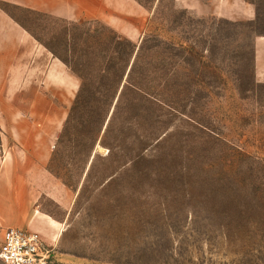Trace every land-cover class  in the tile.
<instances>
[{"label": "rangeland", "instance_id": "obj_1", "mask_svg": "<svg viewBox=\"0 0 264 264\" xmlns=\"http://www.w3.org/2000/svg\"><path fill=\"white\" fill-rule=\"evenodd\" d=\"M135 1L136 39L0 3L67 73L60 194L41 206L63 225L53 264H264V0L239 22Z\"/></svg>", "mask_w": 264, "mask_h": 264}, {"label": "crops", "instance_id": "obj_2", "mask_svg": "<svg viewBox=\"0 0 264 264\" xmlns=\"http://www.w3.org/2000/svg\"><path fill=\"white\" fill-rule=\"evenodd\" d=\"M71 22L101 21L131 39L140 37L145 10L135 0H0ZM197 18L255 21L257 7L247 0H175ZM132 32V33H130ZM25 28L0 8V230L38 234L53 247L62 222L41 211L44 198L57 200L58 183L50 170L65 127L64 107L54 87L67 73L35 46ZM44 59V66L31 64ZM34 58V59H33ZM41 70V71H40ZM254 74L264 84V34L254 40ZM41 81L40 84L38 81ZM69 81V80H68ZM67 82V81H66ZM65 82V83H66Z\"/></svg>", "mask_w": 264, "mask_h": 264}, {"label": "built area", "instance_id": "obj_3", "mask_svg": "<svg viewBox=\"0 0 264 264\" xmlns=\"http://www.w3.org/2000/svg\"><path fill=\"white\" fill-rule=\"evenodd\" d=\"M0 242L2 264H53L54 248L38 234L18 228L4 230Z\"/></svg>", "mask_w": 264, "mask_h": 264}, {"label": "trees", "instance_id": "obj_4", "mask_svg": "<svg viewBox=\"0 0 264 264\" xmlns=\"http://www.w3.org/2000/svg\"><path fill=\"white\" fill-rule=\"evenodd\" d=\"M1 9L4 10L3 8H1ZM215 190L217 192H219V195H221L222 193L223 194L226 193L227 188H226V185H224L223 187L220 186L219 189L216 188ZM253 200L255 201V204H257V206H260V208L263 206L262 201H261V197H259V194L257 193L256 190H254V192H253Z\"/></svg>", "mask_w": 264, "mask_h": 264}]
</instances>
